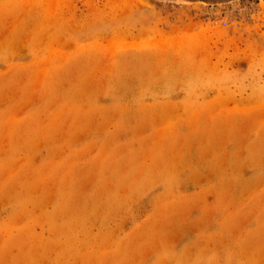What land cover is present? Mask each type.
Segmentation results:
<instances>
[{
    "label": "rangeland",
    "instance_id": "obj_1",
    "mask_svg": "<svg viewBox=\"0 0 264 264\" xmlns=\"http://www.w3.org/2000/svg\"><path fill=\"white\" fill-rule=\"evenodd\" d=\"M260 0H0V264H264Z\"/></svg>",
    "mask_w": 264,
    "mask_h": 264
},
{
    "label": "bare ground",
    "instance_id": "obj_2",
    "mask_svg": "<svg viewBox=\"0 0 264 264\" xmlns=\"http://www.w3.org/2000/svg\"><path fill=\"white\" fill-rule=\"evenodd\" d=\"M260 1H263V2H264V0H260ZM262 5L264 6V4H263V3H261V6H262Z\"/></svg>",
    "mask_w": 264,
    "mask_h": 264
}]
</instances>
